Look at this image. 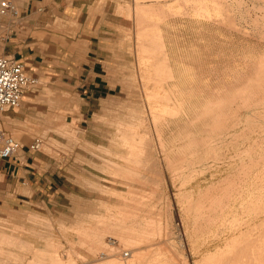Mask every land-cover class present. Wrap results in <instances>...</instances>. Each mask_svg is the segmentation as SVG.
Masks as SVG:
<instances>
[{
    "label": "rangeland",
    "instance_id": "rangeland-1",
    "mask_svg": "<svg viewBox=\"0 0 264 264\" xmlns=\"http://www.w3.org/2000/svg\"><path fill=\"white\" fill-rule=\"evenodd\" d=\"M3 1L0 0V11ZM191 1L12 0L19 13L0 14V55H17L22 58L26 61L30 74L38 80L37 86L26 94L19 108L0 115V129L27 147L12 158L14 161L20 159L23 162L24 166L20 167L21 173L14 177L13 167L8 173L0 170V264H41L47 260L49 262L51 257L55 259L57 255L61 256L68 252H71L69 255L74 260H78L79 264L84 262L89 264L93 255H102L109 251L115 254L129 253L125 245L137 244L138 248L143 250L148 247L142 255L148 253L152 260L157 257L155 253L160 247L163 253H171L165 255L169 259L168 264L176 263L172 262L173 257L178 263L181 260V264H186V261L188 264H196L200 256L194 254V251L187 250L188 247L190 249L193 247L196 252L204 244L213 247V242L217 241L221 243L223 249L226 247L225 242L221 241H224L225 236H230L227 230L232 222L235 224L233 216L226 215V219L219 221L218 226L202 227L200 232H196L193 221L195 212L192 210L191 214L186 210L189 207L187 205L189 197L186 195L190 196L192 193L191 199L195 200L199 193L205 192L208 188L214 189V185H218L220 180L230 177L233 179L237 172L241 175L235 176L241 177L243 166L239 167L240 163L251 164L253 159L264 158L260 153L264 154L262 150L264 129L261 127L264 122L251 121V126L252 122L259 124L256 127V134L253 133L252 138L244 141L245 143L242 140L237 141L238 145L241 144L240 149L236 147L238 145L234 146L237 143L230 135H237L238 132L250 128L248 124L250 121H245L249 111L246 109V112L243 111L241 100L238 98V102L232 103L233 107L230 108L231 111L236 110L235 116L230 112L228 115L232 114L233 118L230 116L231 119L228 120L230 117L227 116V112L230 111V104L226 105L228 109L225 110L227 112L224 119L229 117L224 120L225 123L227 121L229 123L226 125L237 126L243 119L244 122L241 127L237 126L239 127L237 131L234 130L236 134L224 133V139L219 134L220 139L218 136L215 141L214 153L211 150L208 154L210 162H204L208 166L215 164L211 160L218 155L219 163L216 162V167L212 169L202 163L203 158H200L202 164L198 162L200 155L193 157L195 154L192 155V147L189 144L191 142L188 139L206 137L204 128L209 126L206 125L209 120L206 119L207 122L204 120L201 123L202 120H197L194 116L196 117V112L203 109L205 103L215 97L212 91L218 84L222 83V87L227 86L223 83V79L228 81V84L233 83V76L230 77V74L236 75V80L237 77L238 80H243L245 77L248 79L244 80L248 83L247 87L249 88L250 83L253 85L250 86L249 91L257 90L255 81L258 77L254 68L257 69L260 58L264 56V0H213L215 4L212 0H208L206 4H201L203 7L200 3L204 0H197L199 4L194 2L196 0L192 3ZM209 2L211 7H208ZM196 5H200L203 11L207 9L210 11L207 10L204 14ZM216 5H221L223 8L220 7L218 10ZM137 6L151 8L150 15L143 17V13L137 11ZM210 8L214 11L216 8L217 14ZM155 14L158 17L154 18ZM211 16L214 18H208ZM142 27H146L150 35L146 37L147 40L144 37L138 41L137 30ZM159 34L162 35V42L166 43L165 47L163 44L160 46L156 41ZM162 46L164 51L163 48L161 49ZM140 47L143 49L145 47L150 53L155 52L158 57L166 54L161 60L167 56L168 66L174 71L176 80L180 79V91L178 90L176 94L182 95H175L178 98L180 96L182 110L186 113V116L180 117V124L177 125L182 128L187 125L192 137L184 139L178 134L167 139L165 147L160 145L156 137L149 138L151 135L147 136V139L153 142L147 140L150 146L145 143L137 148L133 146V149L129 150V147H125V143L122 144L119 125L134 126L144 133L145 128L153 124L152 115H161V111L152 109L158 106L155 102L157 100H155L154 81L149 79L157 77L152 72L155 66H148L145 63L147 59L145 58L146 61L142 59ZM157 48L159 51L156 52ZM262 92L259 94L260 97L264 96V90ZM259 104L264 105V100ZM250 105L252 108L255 106V104ZM237 106L240 110L236 108ZM255 109L257 112L258 108L252 110ZM188 115L191 118L186 120ZM193 120L201 124L198 125ZM192 126L195 127L191 129ZM197 131L200 132V136ZM37 138L43 141L41 149L29 152L28 146ZM255 138L258 140L255 141ZM144 141L146 142V139ZM219 144L222 148L218 151L216 148L220 146ZM250 145L254 146L256 152L252 150L254 151L252 155L245 156L242 161L245 159L246 162L230 160L239 151L242 153L244 150V153L251 149ZM133 150L137 152L134 153ZM127 151L131 153V158ZM185 151L190 155H186ZM119 152L124 154L126 152L127 159L122 156L119 158ZM175 152L181 154L176 155ZM256 154L261 156L256 157ZM166 155H169L168 158ZM128 157L133 160L132 163ZM181 159L185 160L184 164ZM260 160L257 161L261 162ZM169 161L173 163L167 164ZM123 164L128 168L123 169L124 171L118 170L119 172L115 170L114 167ZM175 165H178L177 168L182 167L176 169ZM167 166L172 167L167 168ZM235 166L238 169H235ZM173 168L175 171L171 173ZM207 169L209 172L204 173ZM234 170L238 171L235 173ZM184 175L189 177V183L181 192L180 186ZM183 196L185 200L181 203ZM128 204L138 209H133L134 215L138 217H132L128 219L129 222L128 220L125 222L118 218V213L124 211V206ZM120 208L122 209L119 210ZM127 209L132 210L129 207ZM254 212L249 216L252 217L251 227L258 228L254 232L257 236L261 230L259 224L262 217L258 215L259 210V213ZM114 216L115 218L112 219ZM241 217H239L240 221L247 220V217L244 219ZM184 224L188 227L184 228ZM159 227L162 230H159ZM136 233L139 234L135 236ZM185 233H189L188 238ZM131 234L133 235L130 236ZM113 238L117 239L118 243L114 244ZM137 238H143V242L141 243ZM186 243H190L189 246ZM184 246L187 248L185 251L184 248L182 249ZM148 256L144 257L150 260Z\"/></svg>",
    "mask_w": 264,
    "mask_h": 264
},
{
    "label": "bare ground",
    "instance_id": "bare-ground-1",
    "mask_svg": "<svg viewBox=\"0 0 264 264\" xmlns=\"http://www.w3.org/2000/svg\"><path fill=\"white\" fill-rule=\"evenodd\" d=\"M139 1V0H138ZM174 1V0H173ZM189 1V0H188ZM191 1V0H190ZM193 1V0H192ZM192 1H191V3H192ZM206 1L208 2V0H204V2L202 1L201 3H200V5L203 3H205L206 4ZM210 1V0H209ZM218 1V0H217ZM177 2V1H176ZM194 2H196L197 4H199L198 3V1L196 0V1H194ZM200 2V1H199ZM212 2H213V0H212ZM190 3V2H189ZM188 3V4H189ZM214 3V2H213ZM212 3V4H213ZM216 3V2H215ZM214 3V4H215ZM210 2L208 3V7H211L210 5ZM141 5V4H140ZM170 5V4H169ZM175 5V4H174ZM177 6H178V4H176ZM200 5L199 6H197L199 9L201 8V7H203L202 5H201V7H200ZM215 6V5H214ZM14 7H15V9H16V6L14 5ZM194 7H195V5H194ZM218 7V10H220L219 8L221 7V5L219 6V5H216V8ZM206 8H207V6H206ZM205 8V9H206ZM214 8V7H213ZM216 8H215V11H216V13L215 14H217V11L218 10H216ZM221 8H223V6L221 7ZM137 11H140V12H142L143 13V17H144V15H145V17L147 16V15H150V13H151V8H148V6L147 7H140V8H138V6H137ZM155 9V8H154ZM162 9V8H161ZM199 9H197V10H199ZM203 9V8H202ZM202 9H200V11L202 10ZM204 9V10H205ZM210 9H212V8H210ZM196 10V9H195ZM207 10H209V9H207ZM206 10V11H207ZM213 10V9H212ZM211 10V11H212ZM229 10V9H228ZM16 11V10H15ZM171 11V10H170ZM181 11V10H180ZM206 11H203L202 10V12H204V14H205V12ZM210 11V10H209ZM214 11V10H213ZM214 11V12H215ZM140 12L138 13L139 15H140ZM156 12V11H155ZM197 12V11H196ZM202 12H200L203 16H204V14L202 13ZM213 12V13H214ZM230 12V11H229ZM10 13H13V10H11V11H9V13L8 14H6V15H9ZM17 13H19L18 11H17ZM161 13V12H160ZM199 13V12H198ZM213 13H212V15H213ZM0 14L1 15H3V13H2V9H1V11H0ZM163 14V13H162ZM207 15H209V14H211V13H206ZM178 15V14H177ZM200 15V14H199ZM198 15V16H199ZM207 15H205V16H207ZM137 16V15H136ZM161 16V15H160ZM168 16V15H167ZM201 16V15H200ZM218 16V15H217ZM220 16V15H219ZM143 17L141 18V19H143ZM148 17V16H147ZM150 18H152L151 16H149ZM155 17H158V15L156 16V14H155V16H154V18ZM149 18V19H150ZM200 18V17H199ZM202 18V17H201ZM208 18H214V16L212 17H208ZM224 18V17H223ZM137 19V18H136ZM148 20V19H147ZM151 20V19H150ZM155 20V19H154ZM157 20V19H156ZM159 20H161V18L159 19ZM149 21V20H148ZM212 21V20H211ZM226 21V20H225ZM224 21V22H225ZM231 21H232V19H231ZM142 22V21H141ZM144 22H145V20H144ZM151 22H152V20H151ZM143 23V22H142ZM153 23V22H152ZM148 25H149V23H147ZM234 24V23H233ZM139 25V24H138ZM147 25V26H148ZM150 25H152V24H150ZM154 25V24H153ZM156 25H157V22H156ZM146 26V27H147ZM155 26V25H154ZM233 26V25H232ZM141 27V26H140ZM146 27H142V28H140V29H138L137 30V34H138V36H137V39H138V41L139 40H142V39H144V37L146 38L148 35H150V33H148V30H147V28ZM157 27V26H156ZM160 27V26H159ZM138 28V27H137ZM153 28V27H152ZM155 28V27H154ZM148 29H151V28H148ZM155 29H158V28H155ZM161 30H162V28H161ZM160 30V31H161ZM155 31V30H154ZM159 31V30H158ZM156 32H157V30H156ZM153 33V32H152ZM151 33V35H153ZM155 33V32H154ZM162 35L161 34H159L158 35V37L156 38V35H155V37L154 38H156L157 40L156 41H158L159 42V45L161 44H163L164 45V47H165V44L162 42L163 40H162V37H161ZM152 38H153V36H152ZM148 38H146V40H147ZM149 39H150V36H149ZM152 40V39H151ZM154 41H155V39H153ZM152 40V41H153ZM149 41V40H148ZM165 41V40H164ZM162 42V43H161ZM151 44H153V42L151 43ZM151 44H149V45H151ZM159 45L157 46V47H159ZM160 45V46H161ZM226 45V44H225ZM154 46H156V44L154 45ZM223 46V45H222ZM141 48V47H140ZM139 48V50H140V54H141V57H142V59L143 60H145V58L147 59V61L145 62L148 66H155L154 68H152V69H154V70H152V72L154 73V74H156L157 75V77H154V78H149L150 80H153L154 81V91L156 92V98H155V100H157V101H155V102H157L158 103V106H156V108L155 107H153L152 109H154L155 111H161V115L159 116V115H156V114H153L152 115V122H153V124L152 125H148V127L147 126H145V127H147V128H145L146 129V131H144V133H142V132H140L138 129H136L134 126H125V127H121L120 125H119V130H120V138L123 140V142H122V144L123 145H125L126 144V146L125 147H129V150H131V148L134 146V148H137V146H139L140 144H148L149 142L148 141H150L152 138H153V136L154 137H156V139L159 141V143H160V145L163 147L164 145H166L165 144V142H166V140L167 139H169V138H173V137H175V136H177L178 134L179 135H181L184 139L185 138H189L191 135V131H189V129H188V126L186 125V127H181L180 125H177L179 122H180V117H182V116H184L186 113L185 112H183V110H182V105H181V103H180V96L182 95V94H180V96H179V98H178V96L176 97V95H179V94H176V93H178L177 91L179 90L180 91V79H177L176 80V77H175V73H174V71L168 66V63H167V56H166V58H164V59H162L161 60V58L164 56V54L162 55V56H160L161 55V52H163L164 51V48H163V46L161 47V49L163 48V51H161V52H159V56L160 57H158L156 54H155V52H153V53H150V51L148 52L147 50H146V48L144 47V49L143 48H141L140 49ZM150 48V47H149ZM148 49V48H147ZM159 48H157L156 49V52H157V50H158ZM149 50V49H148ZM154 50H155V48H154ZM153 50V51H154ZM166 50V49H165ZM223 50V49H222ZM159 51V50H158ZM213 52V51H212ZM158 54V53H157ZM166 55V54H165ZM229 57V56H228ZM260 58V57H259ZM213 59H214V57H213ZM218 60V59H217ZM233 62V61H232ZM143 63H144V61H143ZM218 64V63H217ZM219 65V64H218ZM237 65V64H236ZM212 66V65H211ZM201 67V66H200ZM219 67V66H218ZM222 67V66H221ZM227 67V66H226ZM240 67V66H239ZM244 67V66H243ZM248 67V66H247ZM252 67V66H251ZM254 67H256V66H254ZM253 67V68H254ZM187 69V68H186ZM146 70V69H145ZM236 70V69H235ZM254 70H256V74H257V81H259V82H257V81H255L256 83V88H257V90L256 91H253L252 92V89H250L251 91H249V88H250V86H253L252 85V83H250L248 86H249V88L247 87V84L248 83H246L244 80H248V79H246L245 77H244V79L243 80H238V77H237V80L235 79V77H236V75H234V74H230L231 76L230 77H232L233 78V80H232V78H231V80H232V82L233 83H230V84H228L229 82L228 81H226L225 79H223V83H225L227 86H224V87H222L221 85H223L222 83L221 84H218L217 85V87L216 88H214V90L212 91V95H213V93L215 94V97L214 98H210L211 100H209V102L206 104L205 103V105H204V107H203V109L202 110H199L198 112H196V114H197V116L195 117L194 116V118H196L197 120H202L201 121V123H203V121L204 120H209L210 121V123H209V121L207 122V120H206V122H207V126L208 127H206V128H204L205 130H204V133L206 134L205 136L206 137H200V138H198L197 137V139H193V138H191V139H188V140H190V142L191 143H189L190 144V146L192 147L191 148V150H192V155L193 154H195V156H193L194 158L197 156V155H200V157L199 156H197V157H199L197 160H199L198 162L200 163V164H204V162L206 163V162H210V158L208 157V154H209V152L211 151L212 153H214L213 152V150L215 149V147H216V144H215V141L217 140V138H218V136H219V134L221 135V137L224 139V137H223V135H225L224 133H229L228 135H230V134H232L233 132H234V130L235 131H237V129L239 128V127H237L238 125H240V127H241V125H242V123L244 122L243 120H242V123H241V116L238 118V120H240V123L239 124H237V126H236V124H233L232 125V127L231 126H229V125H226V124H229L228 123V121H227V123H225L224 122V120L226 121V119H228L233 113H234V116H235V112H236V110L234 109V111L232 110L231 111V106H232V103H234L235 101L236 102H238V98H240V103H241V107L242 108H244L243 109V111L246 109V110H248L249 112H247L248 113V116H247V118H245L246 117V115L247 114H245V121L246 122H249L248 124H249V126H250V128H246V129H244L243 127H246V126H243L242 128L244 129V130H242V131H240V132H238L237 133V135H230V136H232V138H233V140H235L234 142H236L237 143V141H240V140H242L243 142L245 141H248V140H250L251 138H252V135H253V133H255L256 131H257V129H256V127H257V125L259 126V124L257 123V124H254L255 123V121L256 122H258L259 120L260 121H262V122H264V105H260L259 103H261V102H263V100H264V96L263 97H260L259 96V94H261V93H263L262 91L264 90V56H262L261 58H260V61H259V65L257 66V69H255L254 68ZM218 72V71H217ZM151 73V72H150ZM174 73V74H173ZM196 73V72H195ZM227 73V72H226ZM192 74V73H191ZM211 74V73H210ZM229 74V73H228ZM238 75H240V74H238ZM237 75V76H238ZM220 76V75H219ZM226 77V76H225ZM255 77V76H254ZM179 78V77H178ZM216 78V77H215ZM235 80V81H234ZM205 81V80H204ZM182 82V81H181ZM228 82V83H227ZM231 82V81H230ZM248 82V81H247ZM192 83V82H191ZM202 83V82H201ZM219 83V82H218ZM253 84H254V82H253ZM191 86V85H190ZM205 86H206V83H205ZM219 86H221V87H219ZM254 86V87H255ZM203 87V86H202ZM199 88V87H198ZM204 88V87H203ZM210 88V87H209ZM225 88V89H224ZM252 88V87H251ZM199 90V89H198ZM209 90V89H208ZM227 91V92H226ZM194 92V91H193ZM207 93V92H206ZM176 94V95H175ZM208 94V93H207ZM206 94V95H207ZM183 96H185V94L183 95ZM188 97V96H187ZM193 97V96H192ZM195 97V96H194ZM197 97V96H196ZM207 97H208V95H207ZM189 98V97H188ZM209 98V97H208ZM191 99V98H190ZM193 99V98H192ZM206 99V98H205ZM204 100V99H203ZM192 102V101H191ZM155 104V103H154ZM230 104V107H229V109H230V111H225V110H227L228 108H226L227 106L226 105H229ZM239 104V103H238ZM250 104H255V106H254V108H258V111L256 112V110L257 109H255V110H252V109H254V108H252L251 107V105ZM234 105V104H233ZM226 106V107H225ZM253 106V105H252ZM193 107V106H192ZM233 107V106H232ZM238 107L239 106H237L236 108L238 109ZM224 108H226V109H224ZM240 108V107H239ZM242 108H241V110H242ZM158 109V110H157ZM233 109V108H232ZM238 110H240V109H238ZM238 110H237V112H238ZM246 110H245V112H246ZM252 110V111H251ZM243 111H239L240 113L241 112H243ZM183 112V113H182ZM226 112H227V116H229L228 114L231 112L232 114H230V116L229 117H226V119H224L225 117H224V115H226ZM237 115L239 114V113H236ZM236 115V116H237ZM240 115V114H239ZM186 116V115H185ZM243 116V115H242ZM232 117V116H231ZM231 117L228 119V120H230L231 119ZM191 117H189V115L185 118L186 120H188V119H190ZM233 118V117H232ZM235 119V118H234ZM158 120H161V122H158ZM193 121H196V120H193ZM233 121V120H232ZM236 121V120H235ZM251 121H253L252 122V124L254 125H250L251 124ZM192 122V121H191ZM191 122H188L189 124L191 123ZM197 122V121H196ZM196 122H195V126L198 124V125H200L201 123L200 122H197V124H196ZM205 122V123H206ZM167 124V125H164V124ZM200 123V124H199ZM209 123V124H208ZM172 124H175L176 126H171ZM180 124V123H179ZM188 124V125H189ZM264 124V123H263ZM244 125V124H243ZM185 126V125H184ZM190 126V125H189ZM195 126H192L191 127V129L192 128H194ZM248 126V125H247ZM167 127L169 128V129H167ZM199 127V126H198ZM197 127V128H198ZM261 127H263V129H264V125L263 126H261ZM190 128V127H189ZM201 129L203 128V126L202 127H200ZM199 128V130H201ZM241 129V128H240ZM259 129H262V128H259ZM258 129V130H259ZM196 131V130H195ZM194 132V131H193ZM200 132H202V130L200 131ZM199 132V133H200ZM197 133H198V131H197ZM199 133H198V135H199ZM203 133V132H202ZM235 133V132H234ZM258 133V132H257ZM264 133V132H263ZM146 134V135H145ZM168 134H170L169 136H167ZM236 134V133H235ZM256 134V133H255ZM148 135H151L149 138H151V139H147V136ZM197 135V136H198ZM260 135H261V132H260ZM263 135V134H262ZM193 136V135H192ZM191 136V137H192ZM196 136V135H195ZM200 136V135H199ZM203 136V135H202ZM226 136H227V134H226ZM230 136H228L229 138H230ZM166 137H168V138H166ZM227 137V138H228ZM236 138V139H235ZM258 138V137H257ZM257 138H255V141H256V139ZM146 139V142L144 141ZM180 139V138H179ZM219 139H220V136H219ZM239 139V140H238ZM260 139V138H259ZM148 140V141H147ZM155 140V139H154ZM222 140V139H221ZM221 140H220V142H221ZM227 140V139H226ZM230 140V139H229ZM258 140V139H257ZM261 140V139H260ZM263 141H264V138L262 139ZM223 141V140H222ZM252 141V140H251ZM251 141H250V143H251ZM254 141V140H253ZM254 141V142H255ZM148 142V143H147ZM151 143H153L152 141H150ZM157 142V141H156ZM189 142V141H188ZM227 142V141H226ZM229 142V141H228ZM244 142V143H245ZM260 142V141H259ZM259 142H257L258 144H259ZM125 143V144H124ZM155 143V142H154ZM179 143V142H178ZM187 143V142H186ZM230 143V142H229ZM232 143V142H231ZM240 143V142H239ZM255 144V143H253V144H255L256 146L258 145V144ZM157 144H158V142H157ZM188 144V143H187ZM188 144V145H189ZM222 144H224L223 142H222ZM226 144V143H225ZM252 144V145H253ZM263 144V143H262ZM141 145V146H142ZM151 144H148V146H150ZM153 145V144H152ZM159 145V144H158ZM169 145V144H168ZM220 145V144H219ZM230 144H228V146H229ZM232 145V144H231ZM236 145H238V143L237 144H235L234 146H236ZM243 145V144H242ZM245 145V144H244ZM249 145V144H248ZM252 145H250V148H251V146ZM136 146V147H135ZM155 146V145H154ZM186 146V145H185ZM222 145H220V146H217V148H216V150L218 149V151H219V148L221 149L222 147H221ZM225 146H227V145H225ZM241 146V144H239L238 146H236V147H240ZM260 146V145H259ZM153 147V146H152ZM152 147H150V148H152ZM160 147V146H159ZM165 147V146H164ZM181 147H183V145L181 146ZM245 147V146H244ZM253 147L254 146H252V148L251 149H249V150H247L246 152H244L243 153V151L244 150H242V153L239 151L237 154H235L233 157H231V155H230V157H231V159L230 160H232L233 162H238L237 160H239L240 162L243 160V158L245 157V156H250V155H252L253 154V152L255 151L254 149H253ZM143 148V147H142ZM171 150H172V148L171 147H169ZM180 148V147H179ZM186 148V147H185ZM229 148V147H228ZM231 148V147H230ZM229 148V149H230ZM246 148H247V146H246ZM249 148V147H248ZM133 149V148H132ZM153 149V148H152ZM163 149V148H162ZM162 149H161V151H162ZM176 149H178V148H176ZM232 149H233V146H232ZM240 149H241V147H240ZM256 149V148H255ZM258 149V148H257ZM261 149V148H260ZM136 150V149H135ZM147 150V149H146ZM165 150V149H164ZM164 150H163V153H164ZM184 150V149H183ZM188 150H189V148H188ZM215 150V151H216ZM246 150V149H245ZM252 150H254V151H252ZM262 150H264V148L262 149ZM160 151V152H161ZM132 152H134V153H136L134 150L132 151ZM148 152V151H147ZM154 152V151H153ZM166 152H168L167 151V149H166ZM170 152V151H169ZM183 152V151H182ZM231 152V151H230ZM256 152V151H255ZM264 152V151H263ZM120 153V152H119ZM127 153L129 154V151H127ZM134 153H132V155L134 154ZM152 153V152H151ZM174 153V152H173ZM184 153V152H183ZM185 153H186V151H185ZM216 153V152H215ZM224 153V152H223ZM261 153V155H263L264 156V154H262V152H260ZM131 154V153H130ZM130 154H129V156H130ZM154 154V153H153ZM175 154H176V152H175ZM178 154H181V153H177L176 155H178ZM201 154H203L202 156H201ZM255 154V153H254ZM115 155H117V154H115ZM136 155V154H135ZM147 155V154H146ZM152 155V154H151ZM185 155V154H184ZM183 155V156H184ZM186 155H190V154H187L186 153ZM185 155V156H186ZM191 155V156H192ZM216 155V154H215ZM258 155H260V154H256V157L258 156ZM260 155V156H261ZM120 156H122V158H124V159H127L126 157L128 156L127 154H126V152H125V154L122 152V153H120L119 155H118V157L120 158ZM142 156V155H141ZM150 156V155H149ZM167 156V155H166ZM169 156V155H168ZM168 156H167V158H168ZM180 156V155H179ZM185 156H184V159H185ZM209 156H211V155H209ZM254 156V155H253ZM259 156V157H260ZM133 158H136V156L134 157V156H132ZM147 157V156H146ZM174 157V156H173ZM172 157V158H173ZM181 157H182V155H181ZM193 157H192V159H193ZM130 158H131V156H130ZM132 158V159H133ZM153 158V157H152ZM175 158V157H174ZM180 158V157H179ZM200 158H203V162L201 163V159ZM247 158V157H246ZM128 159H129V157H128ZM151 159V158H150ZM163 159V158H162ZM171 159V158H170ZM186 159H187V157H186ZM212 159V158H211ZM221 159V158H220ZM261 159V158H260ZM260 159H257V160H260ZM264 158L262 157V161L261 162H258L257 160H255V159H251L250 161H251V164H244V163H242V165H241V163H240V166L239 167H241V166H243V167H241V170L243 169V172H242V176L240 177V176H235V175H237V174H239V175H241L240 173H238L237 171L238 170H234L235 171V173L237 172V174H233L234 175V177H233V179H230V178H232V177H230L229 179L227 178V179H224V180H220V182L218 183V185H214V189H211V188H208L207 190H205V192H202V193H199V196H198V198L197 199H195V200H193V199H191V198H193L192 197V193L190 194V196L189 195H186V196H188L189 198H188V200H187V202H188V204L187 205H189V207H187V209L186 210H188V212L189 213H191L192 214V212L194 211L195 213H194V218H195V220H193V221H195V223H194V229H195V231L196 232H200V229L202 228V227H205V228H212V227H214V226H216L218 223H219V221H222V219H226V215H231V216H233V219H234V223L235 224H233V222H232V220H231V222H232V224H231V226H230V228L227 230L229 233V237L228 236H225L226 238L224 239V241L222 240L221 242H225V245H226V247L223 249V246H221V243H218V241L215 243V242H213L214 243V245H213V247H211L210 245H202V247H200L196 252H195V250L193 249V247L190 249L189 247H188V249L187 248H185V246L184 247H182V249H183V251H185L186 249L187 250H191V251H194V254H198L199 256H200V259H198V262H196V264H264V160H263ZM121 160V159H120ZM130 160V159H129ZM129 160H126V161H128L129 162ZM135 160V159H134ZM156 160V159H155ZM179 160V159H178ZM182 160V159H181ZM181 160H180V162H181ZM219 160V157H218V155L215 157V158H213V160H211V162H215V164L213 163V164H211L210 166H208V165H205L206 167H211V169L213 168V167H216L215 165H216V162ZM248 160H249V158H248ZM255 160V161H254ZM124 161V160H123ZM132 161L133 160H130V162L132 163ZM137 161V160H136ZM151 161V160H150ZM185 160H182V164H184L185 162H184ZM250 161H247V162H249L250 163ZM256 161H257V163H256ZM110 162V161H109ZM127 162V163H128ZM152 162V161H151ZM162 162H163V160H162ZM170 162V161H169ZM167 163V164H172L173 162H176V161H174L173 160V162L171 161L170 163ZM179 162V163H180ZM187 162V161H186ZM195 162H197L196 160H195ZM197 162V163H198ZM242 162H246L245 161V159H244V161H242ZM176 163H178V161L176 162ZM175 163V164H176ZM194 163V162H193ZM196 163V164H197ZM198 163V164H199ZM217 163H219V162H217ZM115 164V163H114ZM148 164V163H147ZM164 164V163H163ZM181 164V165H182ZM188 164H189V162H188ZM190 164H191V161H190ZM226 164V163H225ZM234 164V163H233ZM244 164V165H243ZM133 165V164H132ZM180 165V166H181ZM194 165V164H193ZM224 165V164H223ZM239 165V164H238ZM246 165H248V166H246ZM112 166V165H111ZM150 166V165H149ZM176 166V165H175ZM178 166V165H177ZM177 166H176V169H180L179 167L177 168ZM204 166V167H205ZM219 166V165H218ZM222 166V165H221ZM245 166V167H244ZM169 166H167V168H168ZM172 167V166H171ZM171 167H169V168H171ZM174 167V166H173ZM115 168V170H123V169H127L128 168V166L127 165H117L116 167H114ZM163 168V167H162ZM175 168V167H174ZM174 168L172 169V172L171 173H173V170H174ZM228 168V167H227ZM149 169V168H148ZM204 169H206V168H204ZM218 169H219V167H218ZM235 169H238V168H236V166H235ZM254 169V170H253ZM112 170V169H111ZM189 170V169H188ZM225 170V169H224ZM241 170L239 169V172H241ZM257 170V171H256ZM124 171V170H123ZM159 171V170H158ZM175 171V170H174ZM180 171V170H179ZM206 171H208V169L207 170H205L204 171V173L206 172ZM211 171V170H210ZM221 171H222V169H221ZM119 172V171H118ZM117 172V173H118ZM192 172V171H191ZM209 172V171H208ZM228 172V171H227ZM232 172H233V170H232ZM131 173V172H130ZM194 173V172H193ZM234 173V172H233ZM116 174V173H115ZM182 174V173H181ZM190 174V173H189ZM214 174V173H213ZM229 174V173H228ZM144 175V174H143ZM232 175V176H233ZM166 176V175H165ZM183 176V175H182ZM186 175H184V177H183V180H182V184H181V186H180V191L181 192H183L184 191V188H186V186L188 185V180H189V177H185ZM189 176V175H188ZM244 176V177H243ZM144 178V177H143ZM115 179H117V178H115ZM125 179V178H124ZM147 181V180H146ZM194 181V180H193ZM119 183V182H118ZM123 183V182H122ZM129 183V182H128ZM134 183V182H133ZM113 185V184H112ZM165 188V187H164ZM167 188V187H166ZM178 188H179V186H178ZM213 188V187H212ZM165 190V189H164ZM201 191V190H200ZM112 194H115V193H112ZM184 197V199H183V202H181V203H184V200H185V196H183ZM182 197V198H183ZM177 198V197H176ZM179 198H181V197H179ZM126 200V199H125ZM132 200H134V199H132ZM180 200V199H179ZM128 201V200H127ZM134 202V201H133ZM167 202V201H166ZM117 203V202H116ZM127 203V202H126ZM128 203H130V202H128ZM171 203V202H170ZM180 203V202H179ZM134 204V203H133ZM184 205V204H183ZM186 205V204H185ZM125 207V209H124V211H122L121 209L122 208H120L119 210H121V211H119V213H118V218H121L120 220H124L125 222H126V220H128V219H130V218H132V217H136L137 215H134V211H133V209H134V207H133V205H127V206H124ZM127 207H129V208H132V210H128L127 209ZM139 208V207H138ZM142 208V207H141ZM144 209V208H143ZM134 210H138V209H134ZM193 210V211H192ZM258 210L260 211V213L258 212ZM144 211H145V209H144ZM185 211V210H184ZM254 211H256V212H258L259 214V216H260V218L262 219V221H261V223L259 224L260 225V232H258L257 233V236L255 235V231L258 229L257 227H255V228H252L251 227V218L252 217H250L249 215H252L251 213H253ZM138 213V212H137ZM140 213V212H139ZM142 213V212H141ZM255 213V212H254ZM257 214V213H256ZM141 215H143V214H141ZM254 215V214H253ZM170 216V215H169ZM193 216V215H192ZM240 216H242L243 217V219H244V217L246 218L247 217V220H245L244 222H242V221H240ZM138 217V216H137ZM242 217H241V219H242ZM115 218V216L112 218V219H114ZM117 218V217H116ZM140 218H141V216H140ZM142 218H143V216H142ZM259 218V217H258ZM169 219H170V217H169ZM224 219V220H225ZM260 219V220H261ZM118 220V219H117ZM131 220H133V219H131ZM130 220V221H131ZM135 220V219H134ZM133 220V221H134ZM138 220V219H137ZM143 220H144V218H143ZM148 220V219H147ZM198 220H201V221H199L198 222ZM223 220V221H224ZM113 221V220H112ZM146 221V220H145ZM144 221V222H145ZM228 221V220H227ZM226 221V222H227ZM118 222V221H117ZM117 222H116V224H117ZM121 222V221H120ZM128 222H129V220H128ZM137 222V221H136ZM139 222V221H138ZM149 222V221H148ZM185 222V221H184ZM256 222V221H255ZM119 223V222H118ZM122 223H123V221H122ZM121 223V224H122ZM133 223V222H132ZM141 223V222H140ZM149 223H151V222H149ZM148 223V224H149ZM223 224H224V222H222ZM230 223V222H229ZM112 224V223H111ZM182 224V223H181ZM254 224V223H253ZM256 224V223H255ZM258 224V223H257ZM98 225V224H97ZM130 225V224H129ZM136 225V224H135ZM150 225V224H149ZM161 225V224H160ZM172 225V224H171ZM225 225V224H224ZM227 225H228V223H227ZM230 225V224H229ZM114 226H115V224H114ZM123 226H125V225H123ZM137 226V225H136ZM138 226H139V223H138ZM148 226V225H147ZM147 226H146V229H147ZM168 226H169V224H168ZM184 226V228H187L188 226L186 225V224H184L183 225ZM218 226V225H217ZM110 227V226H109ZM162 227V226H161ZM161 227H159V230H162L161 229ZM112 228V227H111ZM114 228V227H113ZM117 228V227H116ZM120 229H121V227H119ZM123 228V227H122ZM129 228H131V225L129 226ZM136 228H138V227H136ZM141 228H142V226H141ZM144 228V227H143ZM142 228V229H143ZM115 229V228H114ZM113 229V230H114ZM133 229V228H132ZM142 229H140V231L142 230ZM145 229V228H144ZM183 229V228H182ZM219 229V228H218ZM117 230V229H116ZM115 230V231H116ZM127 230H128V228H127ZM155 230V229H154ZM209 230V229H208ZM223 230V229H222ZM226 230V229H225ZM117 231H119V229L117 230ZM123 231V230H122ZM139 231V230H138ZM137 231V232H138ZM148 231V230H147ZM188 231V230H187ZM207 231V230H206ZM129 232V231H128ZM146 232V231H145ZM154 232H156V231H154ZM154 232H153V236H154ZM189 232V231H188ZM131 233V232H130ZM134 233V232H133ZM161 233V232H160ZM159 233V234H160ZM190 233V232H189ZM189 233H185V234H187V237L186 238H188V234ZM127 234H129V233H127ZM139 234V233H138ZM137 233L135 234V236L136 235H138ZM150 234V233H149ZM222 234H223V232H222ZM227 234V233H226ZM114 235V234H113ZM133 234H131L130 236H132ZM150 235H152V234H150ZM150 235H148L149 237H150ZM158 235V234H157ZM161 235V234H160ZM159 235V236H160ZM163 235V234H162ZM219 235H220V232H219ZM219 235H218V237H219ZM224 235H225V233H224ZM112 236V235H111ZM122 236V235H121ZM127 236V235H126ZM129 236V237H130ZM135 236H133V237H135ZM146 236V235H145ZM147 236V237H148ZM156 236V235H155ZM191 236V235H190ZM189 236V237H190ZM221 236H223V235H221ZM256 236V237H255ZM99 237V236H98ZM117 237H119L118 236V234H117ZM116 237V238H117ZM132 237V238H133ZM217 237V238H218ZM103 238V237H102ZM105 238V237H104ZM111 238V237H110ZM122 238V237H121ZM136 238V237H135ZM134 238V239H135ZM139 238V237H138ZM137 238V239H138ZM109 239V238H108ZM133 239V240H134ZM143 238H141V239H138L141 243L143 242V240H142ZM150 239V238H149ZM183 239V238H182ZM218 239H220V238H218ZM1 240H2V238H1ZM113 240V243L114 244H116V243H118V240L117 239H115V238H113L112 239ZM129 240V239H128ZM127 240V241H128ZM130 240H131V238H130ZM148 240V239H147ZM189 240V239H188ZM221 240V239H220ZM84 241V240H83ZM150 241H151V239H150ZM131 242V241H130ZM220 242V241H219ZM97 243V242H96ZM136 243V242H135ZM140 243V244H141ZM184 243H185V241H184ZM191 243V242H190ZM189 243V244H190ZM121 244V243H120ZM128 244V243H127ZM154 244V243H153ZM162 244V243H161ZM189 244H187L186 243V245H188L189 246ZM208 244V243H207ZM224 244V243H223ZM222 244V245H223ZM147 245V244H146ZM179 245V244H178ZM193 244H191V246H192ZM94 246V245H93ZM102 246V245H101ZM120 246V245H119ZM135 246H137V247H135ZM141 246V245H140ZM125 247L127 248L128 247V249H126V250H128L129 251V253H119V254H115V253H112V251L110 252H104V253H102V255L101 254H98V255H93V259L92 260H90V263H94V264H168L169 262H168V260L169 259H167L166 258V256L165 255H171V253L169 252V253H163L162 251H161V248L159 247V249H158V251H156L157 253H155L156 255H157V257L155 258V259H150L149 258V256H148V253L145 255H142V252L143 251H145V249H147V248H145L144 250L142 249V248H138V244L137 245H125ZM177 247V246H176ZM113 248H115V247H113ZM120 248V247H119ZM123 248V247H122ZM213 248V249H212ZM76 249V248H75ZM124 249V248H123ZM163 249V248H162ZM169 249V248H168ZM178 249V248H177ZM193 249V250H192ZM72 250V249H71ZM70 250V251H71ZM99 250V249H98ZM115 250V249H114ZM114 250H113V252H114ZM116 250H119V249H116ZM122 250V249H121ZM150 250V249H149ZM165 250V249H164ZM181 250V249H180ZM228 250V251H227ZM97 251V250H96ZM120 251V250H119ZM168 251V250H167ZM174 251V250H173ZM65 252V251H64ZM63 252V253H64ZM67 252H68V250H67ZM74 252V251H73ZM79 252H81V251H79ZM86 252V251H85ZM155 252V251H154ZM190 252V251H189ZM71 253V252H70ZM69 252L68 253H64L63 255H61L60 256V254H59V256L57 255V257L55 258V259H53V257H51L50 259H51V261H50V259H49V262H48V260H47V262H43V260H42V262L43 263H41V261H39L41 264H79V262H78V260L76 261V260H74L69 254H70ZM99 253V252H98ZM116 253H117V251H116ZM178 253V252H177ZM45 254V253H44ZM193 254V253H192ZM150 255V254H149ZM174 255V254H173ZM184 255V254H183ZM144 256H148L147 258L148 259H150V260H147ZM91 257V256H90ZM182 257V256H181ZM185 257V256H184ZM197 258V257H196ZM184 259V258H183ZM186 259V258H185ZM40 260V259H39ZM84 260V259H83ZM82 260V261H83ZM172 262L174 263V262H176L175 264H181L180 263V261H179V263L176 261V259H174V257L172 258ZM172 262H170V263H172ZM89 263V264H90ZM182 263H183V261H182ZM6 264V263H5ZM38 264V263H37ZM82 264H88V263H82ZM185 264V263H184ZM186 264H188L187 263V261H186Z\"/></svg>",
    "mask_w": 264,
    "mask_h": 264
},
{
    "label": "built area",
    "instance_id": "built-area-1",
    "mask_svg": "<svg viewBox=\"0 0 264 264\" xmlns=\"http://www.w3.org/2000/svg\"><path fill=\"white\" fill-rule=\"evenodd\" d=\"M2 13L8 14L15 11L12 0H4L1 4ZM38 80L30 75L24 63L12 55H0V115L20 107L26 93L34 89ZM43 141L35 139L28 146L29 152H36L41 149ZM25 148L19 141L0 129V159L9 160Z\"/></svg>",
    "mask_w": 264,
    "mask_h": 264
},
{
    "label": "crops",
    "instance_id": "crops-1",
    "mask_svg": "<svg viewBox=\"0 0 264 264\" xmlns=\"http://www.w3.org/2000/svg\"><path fill=\"white\" fill-rule=\"evenodd\" d=\"M13 56H15L18 60H20V61H22L24 63V65L26 67V70L30 74V69H29L26 61H24L22 58H19L17 55H13ZM30 75H32V74H30ZM32 76H34V75H32ZM26 94L24 95V97L26 96ZM24 97L22 99V102L24 100ZM21 166H24V164H23V162L20 159H16L15 161L13 159H10V160H1L0 159V168H1L0 170L4 171L5 173H8L9 170L13 167V169H14L13 170V176L14 177H15L16 174L21 173V169H20Z\"/></svg>",
    "mask_w": 264,
    "mask_h": 264
}]
</instances>
